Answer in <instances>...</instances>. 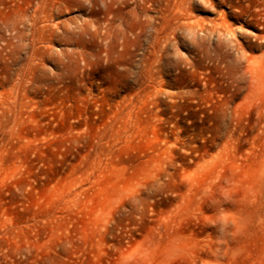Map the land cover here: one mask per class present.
Wrapping results in <instances>:
<instances>
[{"label":"rangeland","instance_id":"1","mask_svg":"<svg viewBox=\"0 0 264 264\" xmlns=\"http://www.w3.org/2000/svg\"><path fill=\"white\" fill-rule=\"evenodd\" d=\"M0 264H264V0H0Z\"/></svg>","mask_w":264,"mask_h":264}]
</instances>
